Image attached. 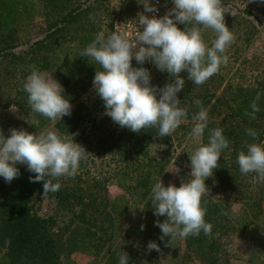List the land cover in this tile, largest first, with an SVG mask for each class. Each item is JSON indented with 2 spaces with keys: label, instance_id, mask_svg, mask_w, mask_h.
<instances>
[{
  "label": "rangeland",
  "instance_id": "rangeland-1",
  "mask_svg": "<svg viewBox=\"0 0 264 264\" xmlns=\"http://www.w3.org/2000/svg\"><path fill=\"white\" fill-rule=\"evenodd\" d=\"M16 2L15 48L5 47L10 41L5 39L0 32V132L7 139L10 137L9 130L13 128L26 130L30 134L55 131L61 137L73 139L74 143L82 145L88 154L80 162L74 176L75 179L70 178L68 183L70 185L74 183L75 186L80 185L79 189L95 198L92 203L94 209H106L114 215L115 220H122L116 222L113 227L115 234L118 229L122 231L117 240H114V245L111 240L107 242L110 239L108 238L109 231L106 233L101 230L102 226L97 224V228L91 229V233L96 234V237L91 241L89 239V248H78L76 241L85 237L84 230L77 231L73 236L75 227L72 221L74 218H71L64 208L57 206L53 199H43L41 204L38 203L37 205H40L36 206L38 207L37 213L41 217L54 219L58 228L57 235L62 237L64 243L59 253L58 263L106 264L107 255L111 252H108L110 248L106 249L105 243L112 245L110 247L113 250L116 249V244H120L121 239L123 247L130 246L128 249L132 252L131 259L135 264H206L187 251L184 239L176 237L171 240L168 236L161 241V229L155 231L151 227V230H147L149 221L147 217H143L145 203L139 202L136 195H128L123 188L125 183L119 182V177L123 174L128 177L135 175L136 168L134 166L128 168L133 161L134 163L140 161L144 165L152 161L149 170L158 171L155 174L156 182L161 179L165 187L169 183L179 187L182 179L186 182L191 179L189 176L191 172L190 155L198 147L208 143L209 130L220 128L226 138L228 126H234L231 119L233 113L226 110L225 101L235 98L238 94H246L251 88L260 95H264V3L260 0H222V5L226 9V26L235 36V42L224 53L228 56V63L222 65L219 72L202 85H195L188 80L186 70L180 73L181 78L185 80L184 88L177 94V98L181 100L180 107L187 109L189 102L179 95H186L188 91H193L192 95H208L205 100L197 99L208 110L209 122L204 134L199 139L191 134L195 124L192 117L199 111L193 99L191 102L192 117L184 119L172 136L161 137L157 131V140L146 144L145 153L132 154L123 145L125 140L123 138L130 136L127 128H121L113 122L111 117L105 115L104 101L93 87L95 75L91 80H87L82 72L84 65L87 67V63L69 59H72V53L78 52L73 43L77 31L81 32L84 29L94 33V37L101 31L106 36L111 32L121 31L125 23H133L137 19V14L144 12V0H102V6L94 9L99 13L98 16L95 14L91 19L87 17L82 23L79 22L73 27L69 26L63 31L55 32L50 45L37 48H31L33 45L27 40L31 39V42L39 40L44 33L50 31L51 26L59 27V18L53 11L49 13L41 0H16ZM149 2L158 8L157 18L162 17L174 7L172 0H159L158 5H156L157 0H149ZM55 10L59 9L55 7ZM145 14L150 18L153 15V13ZM123 18H128V20L122 23ZM177 26L181 30L184 29L182 24L177 23ZM216 35L210 28L202 31L203 39L209 47L216 39ZM90 40L93 41L92 38ZM3 41L5 44H1ZM32 65L52 75L53 79L58 81L64 89L62 94L65 98L69 101L75 99L72 109L77 106L70 116L64 117L59 123L57 122L60 119L51 120L39 129H36L37 120L35 118L38 116L43 121L49 118L32 111L28 103V94L23 87L27 77L31 74L30 66ZM95 65L96 73L101 69L98 64L95 63ZM132 66L147 68L151 76L150 84L157 88H162L166 83L175 79L167 72L158 70L150 61L140 65L133 58ZM216 96H220L225 101L217 105L214 101ZM93 119L96 120L95 124L92 123ZM240 125L243 127L242 124ZM227 140L229 149L241 144L238 141L231 143L230 139ZM229 153L228 150L223 152L221 158L226 159ZM176 169H179L178 173L174 172ZM251 174L253 179L256 174ZM238 192V189L233 191L236 194ZM256 192L263 195L264 187L260 192ZM87 199L90 198L84 201L87 202ZM106 200L110 201L109 204L105 203ZM75 207L77 211L81 209L80 205ZM262 209L263 214L258 225L264 228V202ZM80 227L85 229L87 225L80 224ZM68 238L71 242L69 245ZM149 241L155 242L160 251H149L147 247ZM220 247L222 253L218 256L219 260L216 264H264L263 254L255 251L251 231H237L234 234L223 236L220 239Z\"/></svg>",
  "mask_w": 264,
  "mask_h": 264
},
{
  "label": "clouds",
  "instance_id": "clouds-1",
  "mask_svg": "<svg viewBox=\"0 0 264 264\" xmlns=\"http://www.w3.org/2000/svg\"><path fill=\"white\" fill-rule=\"evenodd\" d=\"M260 2L264 3V0ZM172 3L174 7L165 15L150 18L145 13H158V8L144 0V12L138 13L133 21L137 28L133 39L123 31H114L107 36L101 31L81 53V57L100 66L93 87L104 101L105 115L134 133L156 127L159 136H172L188 116L187 109L180 107L181 100L177 98L185 86L180 73L186 70L188 80L202 85L228 63L224 53L235 42L233 32L225 23L226 9L222 0H172ZM177 23L184 25V29L181 30ZM138 26L143 27V31ZM208 28L217 34L211 47L202 36V31ZM133 58L140 65L150 61L158 70L174 77V81L162 88L152 86L149 70L134 68ZM30 67L31 74L23 87L32 111L52 121L70 116L72 105L62 94L64 89L60 83L34 65ZM259 99L258 93L250 105L252 112H245L251 119H255L260 110ZM194 103L199 111L192 117L195 124L191 134L199 139L208 128L209 116L200 100ZM9 131L7 139L0 132V177L11 183L20 175L17 163L26 165L36 174L34 178L30 177L31 182H44L43 197L61 188L60 177H74L80 162L88 154L82 145L55 131L38 134L14 128ZM222 132L220 128L210 129L208 143L190 155L189 181L182 179L179 187L172 183L165 187L159 179L152 187L154 215L167 217L162 223L156 221L162 232L161 241L168 236L171 240L198 237L201 232L211 235L213 225L205 221L206 208L202 206V199L209 196L210 191L205 180L213 176L222 151L229 145ZM246 133L253 140L257 137L254 129H246ZM238 165L242 174L255 173L264 182V144H249L247 152L239 153ZM174 172L178 173L179 169ZM147 247L149 251H160L153 241H149ZM128 260L125 253L119 258V264H128Z\"/></svg>",
  "mask_w": 264,
  "mask_h": 264
},
{
  "label": "trees",
  "instance_id": "trees-1",
  "mask_svg": "<svg viewBox=\"0 0 264 264\" xmlns=\"http://www.w3.org/2000/svg\"><path fill=\"white\" fill-rule=\"evenodd\" d=\"M41 1L49 13L53 11L56 14L55 16L59 18L58 24L60 26H51L50 31L44 33V36L39 40L31 42V39H28L27 42L33 45L31 48L50 45L55 32L63 31L69 26L73 27L79 22L82 23L85 18L94 17L93 15L95 14L98 16L99 13L94 9L103 4L102 0ZM86 3L87 6H85ZM55 7L59 10H55ZM16 9V0H0V32L5 39L10 41L6 46L4 45L8 49H13L16 46L14 45ZM127 20L128 18H123L121 21L125 23ZM76 33L73 43L78 52L76 54L72 53V59L69 60L87 63V67L84 65L85 68L82 69V72L87 80H91L95 75V62L92 63L93 61L87 57H81V53L92 42L90 38L94 40V33L87 32L84 29ZM1 44H5V41ZM65 55L67 57V54ZM192 93L193 91H188L186 95H179L189 102L187 119H190L193 115L191 108L193 99L205 100L208 97V95H192ZM257 94V91H253L251 88L246 94H238L235 98L227 100L228 104L220 96L214 98L217 105L225 101L226 110H230L231 114L233 113L231 119L234 126H228L226 139H230L231 143L238 141L241 144L222 151L223 153L228 150L230 153L226 159L224 157L220 158L218 167L213 170V176L205 181L206 187L210 191L209 196L205 195L203 197L202 206L206 208L205 221L213 225L211 235L206 236L201 232L198 237L189 236L184 239L187 251L206 264L217 263L219 260L218 256L222 253L220 239L237 231H251L256 247L255 251L262 253L264 256V228L258 225V221L263 214L262 203L264 202V194L256 192L261 191L264 187V182L257 179V174L253 179L251 173L242 174L238 165L239 153L241 151L247 152L249 144H264V95H260V99L257 101L260 110L255 114L256 118L251 119L250 116L245 115L246 111L252 112L250 105ZM74 100L69 101L71 105L75 102ZM76 107L71 110V114ZM64 117L57 123L62 121ZM40 119L38 116L35 118L37 120L36 129L51 121L50 119L46 121ZM92 123L95 124L96 120L93 119ZM249 128L256 130L257 137L255 140L246 133V129ZM127 131L130 136L123 138L125 139L123 145L132 154L145 153L146 144H149L152 140H157L158 128L156 127L142 129L140 133H134L129 129ZM151 163L152 161H148L144 165L140 161L136 163L133 161L128 165V168L134 166L136 168L134 171L135 175L128 177V175L123 174L122 177H119V182L123 181L125 183L123 188L128 195H136L139 202L143 201L145 203L143 217H147L149 221V225L146 228L151 230L152 227L157 231L160 228L156 226V221L159 220L162 223L167 217L154 215L151 190L156 183L155 174L158 171L152 172V170H149ZM16 166L20 175L18 178L13 179L11 183L0 177V255H2L0 264H59V253L64 243L62 237L57 235L58 228L56 223L53 218H44L37 213L38 207L36 206H39L40 202L46 198L53 199L57 206L64 208L70 217L74 218L72 221L75 227L72 233L73 236L76 235L77 231L82 232L84 230L85 237L76 241L78 248H89L91 239L96 237V234L91 233V229L97 228V224H100L102 226L101 230L106 233L109 231L108 238L110 239L107 242L111 240L113 245L115 244L114 240H117L121 235V230L118 229L117 234H115L113 227L116 222L118 223L122 220H115L114 215L106 209H94L92 203L95 198L79 189L80 185L75 186L74 183L71 185L68 183L70 178L75 179V177L60 178L61 188L57 192H50L43 197L44 182H31L30 177L34 178L36 174L30 172L26 165L17 163ZM236 189L239 190L238 194L233 193ZM86 198L90 199L85 202ZM109 202V200L105 201L106 204H109ZM38 203L40 204L37 205ZM76 205H80L81 209L77 211L75 209ZM224 213H227V215ZM80 224H85L87 227L81 229ZM67 240L68 245L69 243L71 244L70 238ZM121 241L120 239V244H116V249L113 250L110 247L112 245L105 243L106 249L110 248L108 252H111L107 255L106 264H119V258L125 253L129 257L128 264H135L131 259L132 252L128 249L130 246L123 247Z\"/></svg>",
  "mask_w": 264,
  "mask_h": 264
},
{
  "label": "built area",
  "instance_id": "built-area-1",
  "mask_svg": "<svg viewBox=\"0 0 264 264\" xmlns=\"http://www.w3.org/2000/svg\"><path fill=\"white\" fill-rule=\"evenodd\" d=\"M156 5H158V2H156ZM158 13H159V11H158ZM158 13H155V14H153V15H156V14H158ZM138 27H139V30H140V31H143V27H140V26H138ZM121 31L126 32L127 35L129 36V38H130V39H133L134 36H135V32L137 31V28L135 27L134 23H132V22H127V23H125V24L122 26Z\"/></svg>",
  "mask_w": 264,
  "mask_h": 264
}]
</instances>
